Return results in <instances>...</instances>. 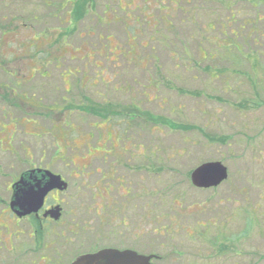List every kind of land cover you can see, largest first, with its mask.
Returning <instances> with one entry per match:
<instances>
[{
    "label": "rangeland",
    "instance_id": "374dc122",
    "mask_svg": "<svg viewBox=\"0 0 264 264\" xmlns=\"http://www.w3.org/2000/svg\"><path fill=\"white\" fill-rule=\"evenodd\" d=\"M77 1L0 0V33H16L0 38L3 148L11 117L20 124L13 148L64 147L65 118L79 134L70 147H80L92 121L82 108L65 113L68 106L148 100L144 109L174 126L153 125L151 134L143 126L136 140L153 152L151 253L176 264H264V0H92L83 20L66 23ZM49 31L51 42L36 40ZM25 121L48 134L34 126L38 133L24 135ZM88 144L97 146L96 132ZM3 151L0 182L9 162ZM211 162L227 169V182L193 189L190 171ZM242 207L254 215L249 228ZM216 223L229 225L218 241Z\"/></svg>",
    "mask_w": 264,
    "mask_h": 264
},
{
    "label": "flooded vegetation",
    "instance_id": "af4514ba",
    "mask_svg": "<svg viewBox=\"0 0 264 264\" xmlns=\"http://www.w3.org/2000/svg\"><path fill=\"white\" fill-rule=\"evenodd\" d=\"M53 32L40 33L36 40L51 42ZM72 33L67 34L66 38ZM15 35L13 30L10 33L3 31L0 38ZM67 49L64 53H67ZM8 90L16 100L22 103L29 100L28 106L42 110L34 100ZM150 103L148 100H137L134 95L127 102L118 104L87 101L83 106H68L65 113L82 108V114L91 119L92 122L87 121V131L82 133L85 144L94 139V132L97 133V146L89 148H84L85 144L75 146L74 142L70 147V141H74L79 134L67 118L64 120L68 121L72 131L63 129L64 120L58 129L66 141L64 147L37 150L13 148L14 134L20 124L15 117L3 115V118H10L12 129L5 140L10 148H3L0 142V149L8 153L9 159L3 165V180L0 182V264H73L81 256L102 250L133 252L150 257L149 264L177 263L176 260H165L151 253L155 234L151 180L153 152L137 146L136 141L143 126H146L148 134L152 133L153 115L144 109ZM89 106H96L100 115L91 114ZM50 109L54 110L51 114L61 112ZM25 124L30 127V132L24 135L38 133L32 132L34 126H38L43 136L48 134L43 125H37L36 121H25ZM51 125L55 129V123ZM50 176L58 177L65 184V189L51 190L38 210L22 215L25 208L21 210L15 200L29 196L32 192L30 189L35 192L36 188L43 187ZM227 180L228 171L227 179L214 188L198 189L191 185L190 180L189 184L198 191H215ZM242 199L245 204V198ZM249 216L254 217L242 207V217H245L242 219L247 221V228ZM210 225L215 227L214 232L217 233L215 241L221 234L228 233V223L225 226L219 223ZM200 227L207 231V225ZM168 233L173 232L165 228L163 234ZM192 234L188 232V237L191 238ZM90 235L92 242H78L80 237L86 240ZM119 263L130 264L127 261Z\"/></svg>",
    "mask_w": 264,
    "mask_h": 264
},
{
    "label": "water",
    "instance_id": "95a60500",
    "mask_svg": "<svg viewBox=\"0 0 264 264\" xmlns=\"http://www.w3.org/2000/svg\"><path fill=\"white\" fill-rule=\"evenodd\" d=\"M227 179V169L220 162L204 163L196 167L190 174L189 180L193 187L198 189L214 188ZM53 189L63 190L65 184L58 177L50 176V180L41 188L30 189V194L24 199H16L15 203L22 215L38 210L45 195ZM151 258L139 256L133 252H119L115 250H102L95 254L84 255L73 264H120L119 261H127L130 264H149Z\"/></svg>",
    "mask_w": 264,
    "mask_h": 264
},
{
    "label": "trees",
    "instance_id": "16d2710c",
    "mask_svg": "<svg viewBox=\"0 0 264 264\" xmlns=\"http://www.w3.org/2000/svg\"><path fill=\"white\" fill-rule=\"evenodd\" d=\"M82 4L84 7L82 6ZM91 5H92V0H79V2L77 1L76 3H73L72 7L70 8V11L69 10L67 11L69 12V20H67L66 23H72L75 25L81 20H83L85 16L89 14V11L91 10ZM84 8L86 9L85 11ZM71 19L73 21H71ZM65 36L67 35L60 36V38L66 39ZM88 109L91 112V114L100 115L99 110L96 106L95 107L89 106ZM152 123L154 126H158L159 124L163 123L162 126L168 124L170 127H174L168 121L159 119L157 117H152Z\"/></svg>",
    "mask_w": 264,
    "mask_h": 264
},
{
    "label": "crops",
    "instance_id": "0c3cea01",
    "mask_svg": "<svg viewBox=\"0 0 264 264\" xmlns=\"http://www.w3.org/2000/svg\"><path fill=\"white\" fill-rule=\"evenodd\" d=\"M34 75H35V73H33V75H32V76H33V78H34Z\"/></svg>",
    "mask_w": 264,
    "mask_h": 264
}]
</instances>
